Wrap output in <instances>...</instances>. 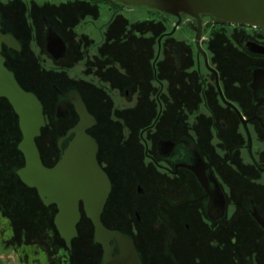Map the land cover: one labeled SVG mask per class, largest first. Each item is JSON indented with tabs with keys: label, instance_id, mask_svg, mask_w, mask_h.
Returning a JSON list of instances; mask_svg holds the SVG:
<instances>
[{
	"label": "flooded vegetation",
	"instance_id": "1",
	"mask_svg": "<svg viewBox=\"0 0 264 264\" xmlns=\"http://www.w3.org/2000/svg\"><path fill=\"white\" fill-rule=\"evenodd\" d=\"M27 4L45 12H39L42 25L26 46L15 34L21 26L14 8ZM126 5L117 0H0V32L18 41V49L2 44L4 64L14 73L12 67L26 61L35 65L36 75H50L53 100L43 114L49 113L59 130L71 118L59 137L78 115L68 101L65 114L57 116L58 103L69 99L58 90L80 94L96 120L85 132L110 181L100 220L132 241L142 264H185V237L197 238L201 228L210 226V240L225 233L231 243L243 242L244 264H264V228L256 218L264 219V78L255 79V72L264 69V54L244 46L246 41L264 45V28L201 14L197 44V21L189 15L178 19L145 6L146 15L127 16L123 27L109 22L121 7L130 15ZM100 7L109 12L107 20L102 21ZM74 8L79 12L69 18L60 12ZM152 11L162 23L155 33ZM71 23V37H62L65 55L56 60L46 50V32L50 26L56 32L60 25L69 29ZM71 137L61 149L56 140L45 166L57 164ZM49 206L56 213V205ZM78 207L77 225L83 220L92 227L90 252L82 255L73 244L65 246L61 264H104V249L93 241L82 199ZM108 246L111 257L118 254L116 239Z\"/></svg>",
	"mask_w": 264,
	"mask_h": 264
},
{
	"label": "water",
	"instance_id": "2",
	"mask_svg": "<svg viewBox=\"0 0 264 264\" xmlns=\"http://www.w3.org/2000/svg\"><path fill=\"white\" fill-rule=\"evenodd\" d=\"M124 4L148 6L180 19L181 14L189 15L197 21L195 42L199 43L201 32V14L234 24L252 25L264 28V0H117ZM17 46L18 41L11 34L0 32V97L5 98L15 115L21 133L17 149L23 156L24 163L15 173L26 186L35 188L44 205L55 204L57 211L53 217L54 227L65 246L70 249L71 241L77 236L76 225L80 219L78 201L85 203L84 213L93 226V241L100 243L104 249V264H142L132 241L120 232L107 229L100 220V213L110 188V181L96 161V144L85 132L95 124L77 92L58 93L68 96L57 106V116L66 112V103L74 106L78 115L77 123L59 137L57 145L61 149L64 139L72 135L67 146L61 150L59 160L53 167L42 163L35 138L45 125L43 105L31 91L24 90L16 80L14 73L4 64L1 46ZM46 50L54 59L65 55L66 43L53 27L45 35ZM244 46L257 53L264 54V45L252 41ZM53 49V50H51ZM264 78V69L255 72V79ZM264 228V219L256 216ZM114 238L120 244L118 254L111 257L108 241Z\"/></svg>",
	"mask_w": 264,
	"mask_h": 264
},
{
	"label": "rangeland",
	"instance_id": "3",
	"mask_svg": "<svg viewBox=\"0 0 264 264\" xmlns=\"http://www.w3.org/2000/svg\"><path fill=\"white\" fill-rule=\"evenodd\" d=\"M124 8L121 7L114 13L110 14V17L108 18L109 22L110 20H115L116 23H118V26L123 27V25H126L127 16L132 15V17H137L139 15H146L147 12V7L145 6L126 5V9L129 8L131 13L129 15ZM14 9L18 16L16 17V24L18 23L17 25L21 26L16 27L17 31H15V34L18 36L19 33L23 37H26L27 31H29L27 27H30L29 24L31 23H34V28L36 29L34 32L38 34L40 26L42 25V22L39 19V14L45 12L44 7L41 8L39 5L32 4L30 8L27 4L26 7L21 5L16 6ZM93 9L94 7H91L87 10ZM104 9L105 10L102 11V7H100L98 10V13H101V15L103 14L104 16L102 21L107 20L106 17L109 13L106 8ZM79 10L86 11L83 7ZM58 11L59 10H52L50 14L59 13ZM77 11L78 9L75 10L74 8L72 11H70V9H63L60 12L66 17L67 15L73 16ZM119 15L124 19L115 18L119 17ZM151 15L153 16V28L155 33L157 30L162 29L160 27V25L162 26V23L160 24L153 11ZM67 18H69V16H67ZM97 22H94L93 24L95 25ZM101 22H98V24L100 25ZM72 25L73 23L68 25L69 29L64 26V29L67 30L70 37V28ZM88 25H91V22L88 23ZM141 25L142 23L137 24L138 27ZM129 26L132 28L136 25L129 24ZM72 34L74 35V32H72ZM155 35L157 36V34ZM37 77H39L40 85H42V87H44L49 93L46 109H50V102L53 98L48 83L50 75L47 73H41L40 75L37 74ZM49 109H47V111ZM4 113L6 119H4ZM47 119L50 120L52 126L53 120L49 113L47 114ZM16 124L17 117L15 113L9 109L5 111L4 102L0 100V204L4 203V216L0 213V251L3 250V259H0V264H61L59 257L66 252V248L61 241L52 236V239H48L47 237V240L40 238L48 233V229H52V226L49 224V215L52 212L51 214L53 216L55 211L49 213V210L47 212L38 205L37 199L34 197H27L26 192L29 190L19 184L15 177L16 175L14 176L9 170L12 165H19L20 163L18 152L15 150V145L20 140V132L17 130ZM58 130V127L56 128L55 125L54 129L52 127L50 130L48 129V131H44V133H46V135H44L45 140L43 139L45 145L47 142L49 144L50 139L53 140ZM43 140H40V145H42ZM45 145L44 147L47 148ZM17 195L18 197L15 198ZM39 211H42V213L45 214H42ZM39 215L40 217L38 218ZM77 227L79 237L73 242V247L75 246L76 248L74 249L82 252L83 255L86 254V252H90L89 245L91 243L90 236L92 235V227L83 220ZM205 229L203 227L197 232V238L185 237L182 250V258L185 259V264H244V259L241 257L243 254V251H241L243 242H239L240 246L236 242L231 243L229 241L230 238L225 233L210 240L213 228L210 226ZM201 230H205L207 234L205 232L206 235L202 236L200 234ZM49 244L51 246L53 244L54 246L49 247ZM85 244H88V247ZM50 248H54L52 253H49Z\"/></svg>",
	"mask_w": 264,
	"mask_h": 264
},
{
	"label": "trees",
	"instance_id": "4",
	"mask_svg": "<svg viewBox=\"0 0 264 264\" xmlns=\"http://www.w3.org/2000/svg\"><path fill=\"white\" fill-rule=\"evenodd\" d=\"M29 26L31 27H27L29 29V31H27V34H26V37H23L21 34L18 33V39L20 42H22V44L24 45H28L29 43L33 42L34 40V23H31L29 24ZM65 27L64 26H59L57 32L65 39L67 40V38L69 37V34L67 32V30L64 29ZM8 67V66H7ZM12 69L14 70V76L16 78V80L18 81V83L20 84V86L24 89V90H27V91H31L33 92L38 98L39 100L41 101L43 107L46 108V104H47V100L49 97V93L46 91V89L44 87H42V85H40L39 83V77H37L36 75V71H35V65L33 63H29V62H22L21 64H18V65H15L12 67ZM64 77V76H63ZM63 77H60L61 80H60V83L62 81V85H65L63 84L65 81H63ZM58 78V79H59ZM91 88L93 86H90ZM62 88V87H61ZM94 88V87H93ZM93 88L91 89V92H93ZM0 100L4 102V98L3 97H0ZM53 100V98H52ZM6 102V101H5ZM7 103V102H6ZM51 104H52V101L50 102V107H51ZM10 106V105H9ZM49 109V108H47ZM11 111V110H10ZM46 113H44V117H45V125L41 128V133L38 137L35 138V142H36V145L38 147V150H39V153H40V157H41V160H42V163L43 164H48L47 162L50 160V157L51 155L53 154V148H54V145H55V142L57 140V138L59 137L60 134H62L65 129L68 127V125L70 124V120L71 118H68L66 120H64L63 122H61V130H58L57 131V134L55 135V137L53 138V140L50 139V142L48 144V142L46 143V145L44 144V135H46V133H44V131H48V129L50 130L52 127L54 129V122H52V126H51V122L50 120L47 119V115H45ZM72 121H74L75 117L72 116ZM18 125V124H16ZM17 130L19 131V128L17 126ZM20 132V131H19ZM20 138H21V133H20ZM44 139V140H43ZM40 140H43L42 141V145H40ZM47 146L46 147H44ZM15 150L18 152V155H19V165H12L10 167V172L17 178V181L19 182V184H21L23 187H25L27 190L26 194H27V197H30V198H35L37 199V202H38V205L43 208L44 210H46L48 212L49 210V213L51 211H55L53 209L52 206H45L42 201L40 200L35 188H31V187H28L26 186L23 182L20 181L19 177L17 176V174L15 173L16 169H18L19 167H21L24 163V160H23V156L21 154V152L17 149V144L15 145ZM17 196H15V198H17ZM12 198V197H11ZM35 201V200H34ZM36 202V201H35ZM23 206V205H22ZM38 206V208H39ZM0 213L3 214L4 216V203H1L0 204ZM24 207V206H23ZM2 209V210H1ZM40 213H42V211H39ZM52 213V212H51ZM50 213L49 215V224L52 226V229H48V233L45 235V236H41L40 238L41 239H44V240H47V237L48 239H52V237H56L57 240L61 241V243L64 245V242L63 240L59 237L55 227H54V224H53V216L52 214ZM42 214H45V213H42ZM41 214V215H42ZM54 215V214H53ZM40 217V215L38 216V218ZM33 218H34V215H33ZM78 225H76V228ZM77 232H78V229H77ZM52 236V237H51ZM76 238H73L72 241H71V244H73V242L75 241ZM49 247H52L54 246L52 244V246L49 244L48 245ZM62 246V245H61ZM65 246V245H64ZM56 247V246H55ZM63 247V246H62ZM75 247V246H74ZM66 248V247H65ZM76 248V247H75ZM64 249V248H63ZM54 250V248H50V252L49 253H52V251ZM65 250V249H64ZM67 250V248H66ZM47 251V250H46ZM54 253V252H53Z\"/></svg>",
	"mask_w": 264,
	"mask_h": 264
},
{
	"label": "crops",
	"instance_id": "5",
	"mask_svg": "<svg viewBox=\"0 0 264 264\" xmlns=\"http://www.w3.org/2000/svg\"><path fill=\"white\" fill-rule=\"evenodd\" d=\"M3 251V250H2ZM2 251H0V259H3L2 257H3V252Z\"/></svg>",
	"mask_w": 264,
	"mask_h": 264
}]
</instances>
